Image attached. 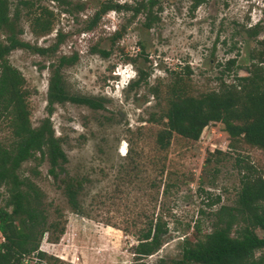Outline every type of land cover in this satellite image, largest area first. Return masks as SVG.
Listing matches in <instances>:
<instances>
[{
  "label": "rangeland",
  "instance_id": "1",
  "mask_svg": "<svg viewBox=\"0 0 264 264\" xmlns=\"http://www.w3.org/2000/svg\"><path fill=\"white\" fill-rule=\"evenodd\" d=\"M141 1L148 2L34 0L33 6L19 10L18 37L32 46H52L56 34L63 35L53 51L16 48L7 56L25 78L31 125L49 115L50 64L61 56H76L60 67L66 94L104 99L101 109L55 103L49 115L67 157L66 173L85 180L78 196L80 212L71 209L59 179L49 174L47 159H39V153L18 169L20 178L42 192L47 220L60 218L65 224L57 242L43 235L39 249L51 258L40 264H129L138 229L158 217L166 220L168 232L158 251L144 261L180 258L183 238H193L196 220L203 234L221 205H235L245 166L264 177V149L230 138L219 121L205 125L196 140L173 133L166 149L156 143L166 122L158 118L167 110L173 85L193 96L217 89L221 81H232L233 71L223 67L229 57L237 58L235 71L245 74L249 51L264 40V0H204L195 10L191 0H155L150 12L145 7L134 14L132 8ZM105 3L128 8L107 10L88 28ZM9 7L11 16L16 0H9ZM42 8L51 13H41ZM148 13L155 19L146 27ZM45 21L51 23L48 33L40 31ZM115 32L120 35L113 40ZM101 49L109 55H101ZM13 141L9 127L0 123V142ZM7 198V187L1 185L0 206ZM256 233L264 237L263 229ZM260 255L263 251L255 252ZM27 264H35V258H27Z\"/></svg>",
  "mask_w": 264,
  "mask_h": 264
},
{
  "label": "trees",
  "instance_id": "2",
  "mask_svg": "<svg viewBox=\"0 0 264 264\" xmlns=\"http://www.w3.org/2000/svg\"><path fill=\"white\" fill-rule=\"evenodd\" d=\"M51 1L60 3L66 0ZM203 2L191 0L190 9L195 10ZM154 3L155 0L139 2L132 8L134 14ZM33 4L34 0H16V7L10 16L9 0H0V33H4V39L0 40V123L9 127L14 138L10 145L0 142V186L6 185L8 191L5 205L0 206V237L3 238L0 240V264H27L29 257H34L35 264H40L42 260L51 258L39 249L43 235L47 234L49 242H57L65 230L60 218L47 220L41 205L40 189L27 178H20L18 169L23 161L35 157L36 153H39V159L46 158L48 172L59 179L58 185L69 206L80 212L78 196L85 180L70 176L65 171L67 157L49 118L54 104L70 101L92 109L104 107L103 98L66 94L60 67L71 63L76 56H61L57 64H50L52 70L46 92L49 115L38 126L31 125L26 100L29 90L25 87V78L7 56L16 48L31 49L37 53L53 51L63 38L61 33H57L52 46L36 47L18 37L19 10ZM123 8L127 9L128 6L112 3L101 5L88 28L107 10ZM44 12L51 13L42 8L41 13ZM154 19L155 16L148 13L144 26L149 27ZM34 21H38V16ZM50 30V21L41 24V32L48 33ZM251 33L255 35L256 31L253 29ZM119 35L115 32L112 39ZM257 45V48L249 51L245 74L235 71L234 66L240 67L236 57L224 61V71L232 70L234 75L230 82L221 81L217 89L193 96L183 94L174 85L171 87L167 110L158 118L160 121L166 119L165 127L156 135L160 149L168 147L173 133L198 139L202 128L210 121L221 122L230 138L241 139L264 149V40H258ZM99 52L103 56L110 53L104 49ZM151 119L157 120L154 117ZM60 173L64 174L61 178ZM165 191L166 187L162 192ZM57 215L61 217L60 212ZM215 215L216 221L203 234L200 233L198 220L193 223V238H183L180 258L169 262L161 259L156 264H262L264 237L259 236L256 229L264 230V177L255 173L251 166H245L235 205H221ZM167 232L168 223L161 217L155 221L149 220L144 228H139L137 242L131 246L133 260L129 264H147L144 258L158 251ZM256 251H263V255L255 256Z\"/></svg>",
  "mask_w": 264,
  "mask_h": 264
},
{
  "label": "built area",
  "instance_id": "3",
  "mask_svg": "<svg viewBox=\"0 0 264 264\" xmlns=\"http://www.w3.org/2000/svg\"><path fill=\"white\" fill-rule=\"evenodd\" d=\"M3 240V238H1Z\"/></svg>",
  "mask_w": 264,
  "mask_h": 264
}]
</instances>
